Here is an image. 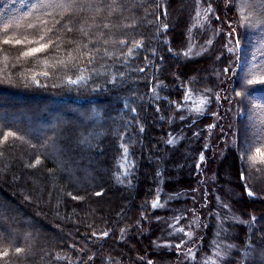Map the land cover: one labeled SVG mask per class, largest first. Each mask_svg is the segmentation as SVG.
<instances>
[{
    "label": "trees",
    "instance_id": "trees-1",
    "mask_svg": "<svg viewBox=\"0 0 264 264\" xmlns=\"http://www.w3.org/2000/svg\"><path fill=\"white\" fill-rule=\"evenodd\" d=\"M216 2L212 4L217 6ZM249 2L259 4V0ZM36 3L37 0H0V22L19 21L13 33L30 37L43 28L37 16L48 19V27H52L53 19L43 16L50 9L33 12ZM169 3L173 10L178 0H117V11L111 16L105 9L96 17L99 27L89 28L90 17L95 15L92 12L74 16L76 29L104 33L96 41L99 51L94 53L92 63L79 52L74 53L75 59L68 57L76 44L65 43L61 51L50 50L46 57L39 54L40 59L19 61L16 58L20 46L0 44L4 50L0 51V91L29 101L40 99L44 107L36 110L38 107L24 105L23 116L15 112L7 120L0 119V251L9 252L0 258V264H148L149 260L152 264H178V257L181 263L185 259L188 264H200V258H204L205 264L218 250L222 253L220 264H264V210L260 202L264 199V164H246L243 170L247 179H241L237 151L246 139L252 149L264 144L255 133L259 126L252 129L243 125L245 117L255 118L254 113L248 111V104L221 100L209 106L211 111L197 114L194 109L200 99L192 104L191 99L183 97L189 88L195 90L193 98L199 97L205 87L215 85L213 90L219 91L221 97L231 98V89L239 81L231 74L217 79L215 73L235 57L221 48L224 40L220 38L217 47L212 45L209 57L204 58V53L192 59V54L201 51L199 28L191 27L196 0H188L189 12L178 25L177 20L169 21ZM230 8L231 13L225 4L220 5L215 15L210 14L212 24L222 27L215 20L219 15L224 22L225 40L228 24L236 29L234 37L243 36L242 58L248 29L240 25L236 0ZM249 11L244 10L246 14ZM185 19L190 21V29ZM105 22H110L107 29L103 27ZM29 24L37 27L30 29ZM57 35L65 40L71 37L81 43L86 41L79 31H59ZM210 37L206 34L204 43ZM105 39L109 40L107 44ZM120 39L128 44H119ZM133 41L143 46L136 48ZM194 44L199 45L198 50L185 56ZM129 48L134 49L131 55L127 54ZM221 51L222 63L216 60ZM140 68L145 70L141 72ZM44 71L49 73L47 78L41 74ZM33 73L41 74L37 79L42 86L30 83ZM78 75L92 79L87 85L66 83L67 77L75 79ZM113 77L115 83H109ZM251 87V94L264 100V87ZM49 101L57 104L47 106ZM0 107L16 110L9 99L0 98ZM238 107L242 109L240 114ZM211 112L218 115L213 117ZM181 115L185 118L181 119ZM230 116L236 125V141L226 168L236 183L239 202L227 199L217 183L219 179L212 176L214 168L221 167L230 153L224 145ZM202 121L220 126L210 129H218L221 135V143L211 148L216 162L208 163V146L200 147L203 130L198 128ZM9 131L16 135L3 140ZM85 138L88 142L81 143ZM185 151L190 153L186 158ZM37 157L40 164L26 166ZM60 160L64 161L63 170L57 164ZM176 166L184 173L181 179L174 178L173 173L179 172ZM246 186L253 196L248 195ZM191 211L200 220L195 226L197 232L187 239L185 230L179 229H184L180 223L190 219ZM81 215L89 217L87 228L79 220ZM104 232L108 235L103 236ZM178 243L179 250L175 247ZM16 247L23 251L16 253ZM189 249L195 254L194 260L187 257Z\"/></svg>",
    "mask_w": 264,
    "mask_h": 264
},
{
    "label": "snow or ice",
    "instance_id": "snow-or-ice-1",
    "mask_svg": "<svg viewBox=\"0 0 264 264\" xmlns=\"http://www.w3.org/2000/svg\"><path fill=\"white\" fill-rule=\"evenodd\" d=\"M237 7L241 13L240 16V25L245 26L248 29H256L260 28L262 32H264V0H259L258 5H254L249 2V0H236ZM233 3V0H225V6L230 7ZM196 7L197 12L196 16L201 17V11H203L204 15L201 18L207 23L212 22L211 13L216 11L214 9L213 4L211 2H207L206 6H204V0H196ZM258 7V11L252 10ZM41 9L50 11H44L43 16L44 17H50L53 19L54 24L52 27H48L49 20L44 19L41 16H37V20L39 22V25L43 26L41 31L39 33L32 34L31 37L29 35L20 36L19 34L13 33L14 28L19 27V21H6V22H0V44L2 45H11L13 47L20 46L19 49V56L16 58L18 61L20 59L30 60V59H40L39 54H44L45 57L48 55L50 50L55 51H61L65 45V43L68 44H76L77 47L75 49H71L68 51V57L75 59L74 56L75 52H79L81 56H87L89 57V63H92L95 59L94 53L99 51V48L95 47L97 39L104 36L103 32L100 33H90L89 31H85L83 27H80L79 29H76L73 25V17L79 14H86L89 12L94 13L95 15L90 17L92 23L89 24V28L92 26L99 27V25L96 23V17L104 13L105 9L108 10V16H111L113 12L117 11V0H111V2H106V0H37V3L33 5L32 11L33 12H39ZM250 9V11L245 14L244 10ZM31 15V13H29ZM59 17L57 19L56 17ZM216 21H220L222 27L219 29L213 30V35L208 40L205 41V43L209 46L208 48H205L201 46V51L197 53V55H203L204 53H207L210 51L211 46L213 45L214 39L216 37H220L221 40H224V42L221 45V48L223 50H226L227 53L231 54L235 57L234 61L229 62L228 64L224 65L220 71L216 73L217 79H219L221 76L227 77L229 74L232 76H235L237 80L239 81L238 85L235 87H232L230 96H224L221 97L219 91H214L213 87H205L202 92L199 93L200 103L195 107L194 111L197 114H201L205 111H211V108L209 107L214 101H221V100H227L229 104L236 102L238 105L240 104H248V111L254 112L257 114L259 119V135L260 139L264 140V106H257L255 102L252 100L251 92L253 91V88L251 86L255 85H261L264 87V62L260 64H254L251 63V66L249 64H245L241 62V56L240 53L242 51V40L239 36L234 37L233 33L236 31L235 28L232 27L231 24L227 25V39L224 38V27H223V21L221 20V17L219 15L215 16ZM87 23V21H85ZM199 23V21H198ZM59 25L60 28H57L56 26ZM110 22H105L103 24V27L105 29L109 28ZM28 27L30 29H35L37 25L35 24H29ZM167 25H164V28L167 29ZM62 31L64 33H72L74 31H79L83 37L86 38L85 42H78L74 38L68 37L67 40H65L64 36L57 35V32ZM262 40H264V37H262ZM109 42L108 39L104 40V43L107 44ZM121 45H127L128 41L125 39H120L118 41ZM136 48L142 47V43L140 41H133ZM92 45L90 48L89 46ZM84 49H87V51H84ZM0 51H4L3 49H0ZM134 49L129 48L128 55H131L133 53ZM169 51H173L171 48H169ZM191 49L186 51L184 53L185 56L189 54ZM264 55V51L261 53ZM212 55H215V53H212ZM223 51L219 55H216V60L223 62ZM147 59V57H145ZM44 64L47 66L49 64V61L47 58L44 59ZM58 63H63V61H57ZM236 69H239V71H236ZM255 69V70H254ZM145 69L140 68L139 71L143 72ZM44 77H48L49 73L47 71H44L41 73ZM37 73H33L31 76L30 83L35 84L37 87L42 86L40 80L37 79V75H41ZM92 79L91 76H84V75H78L75 79H73L71 76L67 77L66 83L69 85H80L85 84ZM109 83H115V77L112 78V80L109 81ZM223 83V81H221ZM231 83V81H230ZM46 87V85H43ZM57 85L53 84V87H56ZM195 92L194 89L189 88L183 93L184 100L191 99L192 94ZM171 104H177V101H170ZM179 107L177 108V111H179ZM231 110V109H229ZM134 111V110H133ZM242 109L238 107V114ZM211 115L213 117H216L218 114L216 112H211ZM181 119H184L185 117L181 115ZM195 122V121H194ZM218 125L215 123L209 124L207 127L209 129H213L217 127ZM15 132H6L3 136V140H7L9 136H15ZM2 142V141H0ZM88 140L82 139L81 143H87ZM55 141L54 138L52 139V144L54 145ZM171 143V141H169ZM123 147V145H122ZM252 145L248 143L247 139L245 140L244 145L238 146L237 151L240 153V160H241V179H247L246 173L244 172L243 168L247 164L248 166H254L257 163L264 164V144L261 145V147H258L255 149V153L253 154L251 152ZM125 152H127V148L124 149ZM2 154V153H0ZM257 156L260 158L259 161L257 160ZM204 157L201 156V161H203ZM41 160L39 157L35 160L34 163H30L26 165L27 167H35L36 165L40 164ZM58 167L63 170L64 169V161L60 160L57 161ZM49 171H53L52 169H49ZM257 171H260V169H257ZM246 190L248 192V195L251 197L254 195V192L251 189H248L246 186ZM71 195V193H69ZM100 193H97L99 195ZM80 197L73 196V199H79ZM157 205H154L156 207ZM224 207H228V205H223ZM219 218V217H218ZM253 220H255V217H252ZM179 231L184 232V229L181 228ZM188 233H185L187 235ZM93 236H96V233L93 232ZM103 236H107L108 232L102 233ZM183 243V241H181ZM175 247L179 250L181 247V244L178 243L175 245ZM229 248L233 247L232 245L228 246ZM23 249L20 247L15 248L16 253L22 252ZM189 251V258L195 259V256L191 254V249ZM9 255V252L7 250L0 251V258L7 257ZM217 256H220L221 253L217 251ZM247 255V253H245ZM91 259V257H89ZM148 264H152V261L149 260ZM207 264V262H205ZM213 264H216L215 261H213Z\"/></svg>",
    "mask_w": 264,
    "mask_h": 264
},
{
    "label": "rangeland",
    "instance_id": "rangeland-1",
    "mask_svg": "<svg viewBox=\"0 0 264 264\" xmlns=\"http://www.w3.org/2000/svg\"><path fill=\"white\" fill-rule=\"evenodd\" d=\"M215 1H217V6L216 5H213L214 9H216V11H214L213 13L211 14H216L217 13V9L220 5H223L225 4V1L222 3V0H204V6H206V3L207 2H211V3H214ZM187 2L188 0H178V3H177V8L171 10L170 9V6H172V4L169 3V21L172 20V22H175L177 20V25L181 23L182 19H184V17H182L183 15H185L187 12H189V7L187 5ZM227 11L229 13H231V8L230 7H226ZM258 9V7H257ZM197 7H196V10L194 12V15H193V18L191 20V27L192 28H199V31L198 33L200 34V40H201V46H204L205 48H208L209 46L204 43V40H205V37H206V34L208 35H213V30L214 29H218L216 27V25H213L212 22H213V17H212V22L211 23H207L205 22L204 20H202L201 18L203 17L204 13L203 11H201V17H197L196 16V12H197ZM2 10L0 9V12ZM245 13V12H244ZM240 16H241V13L239 12ZM246 14V13H245ZM213 15V16H214ZM221 15V14H220ZM171 19V20H170ZM199 21V23H198ZM212 24V27H210V25ZM188 25V28L190 29V21H188L187 19H185V26ZM248 29V28H247ZM263 32L260 28H256V29H248V32L246 34V36L244 37V41H245V53H244V57L241 58V61L242 63H245V64H249V66H251V64L249 62H251L252 60H254V64H257V63H260L263 61L264 59V55H262V51H264V40H261L262 37H264L263 35ZM242 39V42H243V36L241 37ZM219 40H220V37H216L214 39V42H213V45H215L217 47L218 43H219ZM199 45L198 44H194L192 45L191 47V50L192 51H196L198 50V47ZM211 50H212V46H211V49L209 52L206 53V56L204 58H207L211 55ZM246 53L247 56H246ZM249 55V56H248ZM247 57H250V58H247ZM191 58L192 59H197L198 58V55L197 54H192L191 55ZM203 58V59H204ZM256 62V63H255ZM214 71H217V70H214ZM216 75V73H215ZM262 87V86H261ZM251 97H252V100L255 102V104L259 107V106H264V100L258 98L256 95H252L251 94ZM0 98H3V99H9L13 102V104L16 106V110L15 111H10L8 108H1L0 107V114L2 116H0V119L2 120H7L9 119L10 117H12L13 113L15 112H19L21 115L22 113V108L24 105H30L32 106V108L34 107H38V109L36 108V110H40V109H44V107H41V103L39 102L40 99H37L38 101L34 100V101H29V99L27 98H19L17 96H14L12 94H9L5 91H0ZM199 97H193L191 98V102L192 104L198 99ZM200 99V98H199ZM54 104H57L56 102L53 103V102H48V104H46L47 106H52ZM60 104V103H59ZM192 104H191V108H192ZM199 104V103H198ZM40 105V106H39ZM65 105V104H63ZM66 106V105H65ZM5 109H8L7 111H3ZM72 110L74 111V107H70L69 108V111ZM70 111V112H72ZM3 112H5L4 114H2ZM11 112V113H10ZM254 113V112H253ZM205 114V112H204ZM63 115V114H62ZM206 115H209V114H206ZM23 116V115H22ZM200 116V115H199ZM210 116V115H209ZM254 116L255 118H250V117H245L244 118V122H243V125L246 127V128H252V129H256L258 128L259 126V122L257 121L258 119V116L256 113H254ZM232 116L228 117L227 118V123H226V129H229V131H227L226 133V142L224 143L226 149H228L230 151V153L227 155V158H225L224 160V163L221 164V167H218V168H214V173L212 176H214V178L216 179H219V181L217 183H220V185L222 186V189H223V193L227 194V199L228 198H231L232 200H237L239 202V198H240V195L238 194L237 190H236V183L231 175V172L227 170L226 166L229 164L227 161L229 155H232V152H233V149L235 148V133H236V130H233V128L236 126L235 124H233V120L234 119H231ZM64 118H67V117H64ZM218 118H221V116ZM32 119V118H31ZM22 120H24L23 122L24 123H27L26 119L25 118H22ZM28 122H29V119H28ZM237 123V122H236ZM208 123L207 122H204L202 121L199 125V128L200 129L199 131L203 130V135H202V141L200 142V147H204V145L208 146V148L210 149L209 151V154H208V157H207V160H208V163H210L211 161H215L214 159V155L212 153V146L213 145H218L221 143L220 139H219V135H220V132L217 131H211L207 126ZM218 128H220V126L218 125L217 126ZM48 129V128H47ZM46 129V130H47ZM255 133H258V136L259 135V132H255ZM247 133H245L243 136L245 138H247ZM221 136V135H220ZM213 140V142L210 144V142ZM222 148H223V145L221 147V151H222ZM253 151H255V149H252ZM222 153V152H221ZM220 153V155H221ZM190 153L188 151H185L183 152V156L186 158L187 156H189ZM166 158V157H165ZM171 168H173V166H169ZM182 167V166H181ZM176 170H178L179 172L175 171V173H173V175L175 176L174 178H183L184 176H182L184 173L181 174V171H180V166H176L175 167ZM215 169H217V171H215ZM180 173V175L178 174ZM216 175V176H215ZM187 178V177H186ZM259 195V194H258ZM261 198V196H260ZM195 200L191 201V202H194ZM260 202L262 203L263 205V210H264V199H261ZM155 216V215H153ZM189 216H190V219H187L183 222L180 223V225L184 226V230H185V233H188L187 234V239H188V235H190V237L193 236V234L196 231V223L198 220H200L199 217L196 216V214H194L193 211H191L189 213ZM232 217V216H231ZM153 218H158V217H153ZM207 218V217H206ZM226 219V218H224ZM79 220L83 223V225L89 221V217L88 216H84V215H81ZM85 227L87 228L86 224H85ZM220 225L217 224V228L220 229ZM222 230V229H220ZM190 231V232H189ZM264 234V233H263ZM220 252V250H218ZM184 252V251H183ZM183 252H180L179 254L183 253ZM221 253V252H220ZM192 255H195L193 252H191ZM203 254V253H201ZM201 254H198L201 255ZM197 256V257H198ZM187 257H189V254L187 255ZM200 257V256H199ZM222 258V253L220 256H217L215 253H212L210 257L207 258V261L208 263L207 264H213V261L216 262V264H220V259ZM224 259V258H223ZM206 261V259L204 258H200V264L204 263L203 261ZM261 261V260H260ZM179 262L178 264H188L187 260H183L182 263L180 262V258L178 257L176 259V263ZM259 263H262L259 262Z\"/></svg>",
    "mask_w": 264,
    "mask_h": 264
}]
</instances>
